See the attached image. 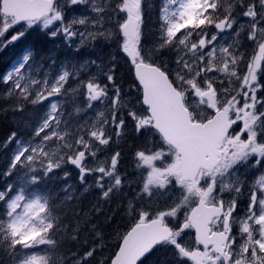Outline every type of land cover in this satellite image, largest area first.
Segmentation results:
<instances>
[{"label":"snow or ice","instance_id":"6c2138e0","mask_svg":"<svg viewBox=\"0 0 264 264\" xmlns=\"http://www.w3.org/2000/svg\"><path fill=\"white\" fill-rule=\"evenodd\" d=\"M33 34L0 264H264V0H0V53Z\"/></svg>","mask_w":264,"mask_h":264},{"label":"trees","instance_id":"16d2710c","mask_svg":"<svg viewBox=\"0 0 264 264\" xmlns=\"http://www.w3.org/2000/svg\"><path fill=\"white\" fill-rule=\"evenodd\" d=\"M29 44L34 45L38 50L45 47L43 40L36 35L33 34L32 36L28 37ZM50 47V45H48ZM4 70L3 61H0V71ZM126 71V70H125ZM14 129V124L12 123L11 114L7 116H0V140L6 138L11 130ZM73 180H75V173H73Z\"/></svg>","mask_w":264,"mask_h":264},{"label":"rangeland","instance_id":"374dc122","mask_svg":"<svg viewBox=\"0 0 264 264\" xmlns=\"http://www.w3.org/2000/svg\"><path fill=\"white\" fill-rule=\"evenodd\" d=\"M25 44H29V39H27L26 41H22L19 45H17L15 50L9 49V50L5 51L4 53H0V61L1 62L3 61L4 69L8 66V62H9L10 57L18 54L20 48H22Z\"/></svg>","mask_w":264,"mask_h":264}]
</instances>
